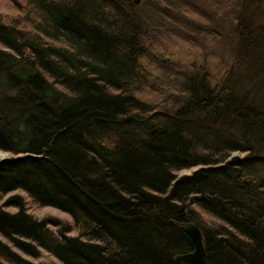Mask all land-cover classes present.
I'll return each instance as SVG.
<instances>
[{"label": "trees", "instance_id": "1", "mask_svg": "<svg viewBox=\"0 0 264 264\" xmlns=\"http://www.w3.org/2000/svg\"><path fill=\"white\" fill-rule=\"evenodd\" d=\"M0 6L1 260L264 264V0Z\"/></svg>", "mask_w": 264, "mask_h": 264}, {"label": "rangeland", "instance_id": "2", "mask_svg": "<svg viewBox=\"0 0 264 264\" xmlns=\"http://www.w3.org/2000/svg\"><path fill=\"white\" fill-rule=\"evenodd\" d=\"M0 12L1 13H5V14H11L12 12H14L13 9H9V8H5V7H1L0 6ZM11 157L10 155H8V153H3L0 151V161L1 160H5L6 158H9ZM191 172L190 171H182L180 172L179 175L181 174H189ZM16 194H21L25 197V195L21 192H18ZM27 208H29V214H31L33 217L41 220V219H46V218H58L60 219L61 221H66L68 222L70 225H72V220L70 217H68V215H66L65 213H61L60 211L56 210L55 208H48V207H36L34 204H32L29 201H27ZM11 211H14V210H11ZM76 234V232H72L70 233V236H74ZM38 261L40 262H44L46 264H59L58 261H56L55 259H53L52 257H50L48 254L44 253L43 254V257L41 259H39Z\"/></svg>", "mask_w": 264, "mask_h": 264}, {"label": "water", "instance_id": "3", "mask_svg": "<svg viewBox=\"0 0 264 264\" xmlns=\"http://www.w3.org/2000/svg\"><path fill=\"white\" fill-rule=\"evenodd\" d=\"M182 230L184 233L188 235L194 248L193 251L190 253L176 256L175 260L182 264L201 263L205 258L202 233H200L199 228L194 223L184 224L182 226ZM0 264H7V263H5L3 260L0 259Z\"/></svg>", "mask_w": 264, "mask_h": 264}, {"label": "bare ground", "instance_id": "4", "mask_svg": "<svg viewBox=\"0 0 264 264\" xmlns=\"http://www.w3.org/2000/svg\"><path fill=\"white\" fill-rule=\"evenodd\" d=\"M6 159H7V158H6ZM6 159H5V160H6ZM1 161H4V160H1Z\"/></svg>", "mask_w": 264, "mask_h": 264}]
</instances>
